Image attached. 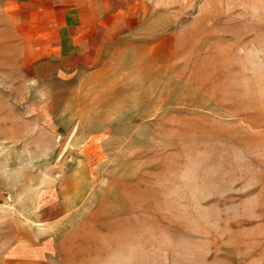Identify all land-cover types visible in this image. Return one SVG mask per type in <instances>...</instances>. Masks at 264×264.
I'll use <instances>...</instances> for the list:
<instances>
[{"label": "rangeland", "instance_id": "374dc122", "mask_svg": "<svg viewBox=\"0 0 264 264\" xmlns=\"http://www.w3.org/2000/svg\"><path fill=\"white\" fill-rule=\"evenodd\" d=\"M134 2L85 72L2 60L0 264H264V0Z\"/></svg>", "mask_w": 264, "mask_h": 264}, {"label": "crops", "instance_id": "0c3cea01", "mask_svg": "<svg viewBox=\"0 0 264 264\" xmlns=\"http://www.w3.org/2000/svg\"><path fill=\"white\" fill-rule=\"evenodd\" d=\"M134 5V0H0V66L9 58L21 61L30 76L85 72L134 15Z\"/></svg>", "mask_w": 264, "mask_h": 264}]
</instances>
